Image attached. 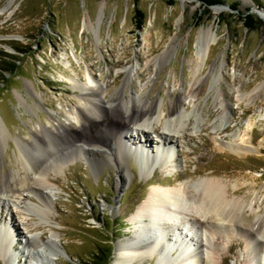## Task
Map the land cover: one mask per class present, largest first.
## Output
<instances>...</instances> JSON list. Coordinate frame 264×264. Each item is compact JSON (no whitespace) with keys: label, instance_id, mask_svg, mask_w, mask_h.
Listing matches in <instances>:
<instances>
[{"label":"rangeland","instance_id":"1","mask_svg":"<svg viewBox=\"0 0 264 264\" xmlns=\"http://www.w3.org/2000/svg\"><path fill=\"white\" fill-rule=\"evenodd\" d=\"M169 1L0 0V56L7 54L8 63L15 65L13 73L0 74V117L10 135L0 154V176L20 168L17 138L29 140L39 122L55 124L50 115L62 119V111L80 103L70 79L89 85L88 74H93L104 86L102 98L113 101L121 96L115 91H121L124 69L138 70L141 76L132 77L124 97L133 94L161 101L164 110L176 105L179 115L187 116L186 134L178 139L171 138L160 124L158 134L142 128L150 141L148 154L160 153L158 137L163 135L172 142L167 146L173 147L175 157L163 156L166 165L162 157L150 170L132 151H126L127 180L120 189L115 166L106 165L93 173L84 160L66 162L65 172L52 174L50 180V226L24 231L25 217L19 208L3 206L0 201V230L9 228L14 243L5 253L0 251V264H24V253L29 250L23 245L27 231L43 241L51 234L59 236L61 251L51 264H87L98 247H103L102 251L112 247L109 264H129L121 256L119 263H113L120 254L118 244L133 241L132 236L139 232L134 212L156 183L174 189L182 182L220 179L240 188L232 199L251 204L260 198L254 208L264 214V88L253 101L240 98L264 85V0H221L222 4L214 5L215 10L198 0H173V5ZM246 15H252L247 21L252 27L244 24ZM142 20L144 24L138 27ZM85 21L93 26L85 28ZM202 30H210L217 40L199 74V93L191 99L187 91L193 81L196 44ZM169 46V54L160 58ZM9 64L0 62V67ZM169 95L173 97L169 99ZM177 98L181 102L175 104ZM249 125L247 153L219 150L235 140L240 143ZM131 135L136 144L140 141L144 145L142 135L130 131L124 136L132 150L136 144ZM29 200L34 204H26H40L35 197ZM239 221L222 225V234L218 228L221 222L208 220V226H217L211 246H207L212 254L208 260L206 254H198L202 259L193 263L250 264L247 254L251 250L244 231L256 218L248 207ZM163 252H159L163 261L186 255L179 247L168 246ZM159 256L133 264H155Z\"/></svg>","mask_w":264,"mask_h":264},{"label":"bare ground","instance_id":"2","mask_svg":"<svg viewBox=\"0 0 264 264\" xmlns=\"http://www.w3.org/2000/svg\"><path fill=\"white\" fill-rule=\"evenodd\" d=\"M89 22L91 23V20ZM90 23L87 25L85 21L84 27L93 26ZM216 40V35H213L210 30L200 32L196 44L193 81L187 91L191 99H194L199 93L202 85L199 74L204 67L210 48ZM169 52L170 46L160 55V58L166 57ZM124 74L121 91H115L117 95L121 96L113 101H109L110 99L105 101L102 98L101 95L105 91L104 86L95 81L93 74H88L89 85L80 84L78 81L70 79L71 86L80 103L62 111L59 115L62 119L50 115V118L56 122L55 124L45 125L39 122L33 128L29 140L17 138V162L20 168L0 176V201L3 206L12 205L19 208L20 213L25 217V222H21L24 231L29 227L36 228L46 224L50 226L49 209L51 208L48 201L50 180L53 179V176L63 174L66 162L71 159L84 160L93 173L102 170L106 165L115 166L116 172L120 174L117 183V189H120L127 180V168L124 163L126 151H132L137 159H142V166L148 165L150 170L156 167L163 156L175 157L173 147L167 146L172 142H167L163 135L158 137L161 147L157 150L160 153L148 154L147 146L150 141L142 128L151 130L152 134H158L157 125L160 124L161 129L167 131L171 138L178 139L186 134L184 123L187 122V116H180L176 105L169 106L167 110H164L161 101L151 102L142 96L137 97L133 94L124 97L122 94L132 77L141 76L138 70L134 71L131 68L124 69ZM263 88L264 85L261 84L252 93L243 94L240 98L253 101L261 96ZM172 97L169 95V99ZM180 102L181 98H177L175 104ZM183 119L185 122L182 125ZM162 120H165L164 124L160 123ZM251 128V125L247 127L243 136L239 138L240 143L235 140L234 144H230L227 148L219 146V150H228L237 154L239 152L247 153V146L250 144L247 133L251 132ZM130 131H138L144 138V145L140 144V141L136 144L135 136L131 135V139L136 144L132 150L124 136ZM9 137V132L0 117V154ZM166 146L170 149L166 150ZM165 157H163L165 159L163 165L167 163ZM48 159L49 161H47ZM46 161L49 162V165L44 168L43 165ZM175 161L173 160V162ZM151 179L152 177L147 181ZM239 189L230 187L215 178L182 182L179 184V188L174 189L170 188V185L154 184L148 197L133 215L135 225L140 228L139 232L134 233L131 238L133 241L127 239V242L118 244L117 254H120L113 263H119L121 257L125 258L129 264L141 262L148 256L155 254L159 256V252L163 254V250L168 246L179 247L182 249V254L185 251L186 255H181L182 257L176 260L166 258V262L160 259L162 257L160 255L155 264H192L202 259L198 254L203 256L206 254V260H208V256L212 252L210 251L211 247L207 246H211L213 235L217 229V226L216 229L213 226H208L206 224L208 220L220 221L219 232L224 234L225 230H222V225L240 222L239 220H242L244 212L249 207V212L255 216L256 221L249 224V229L244 231L247 249L251 250L247 254L248 260L250 264H264V214H260L254 208L260 202V198H254L251 204L243 199L230 198ZM29 197L37 198L41 205L26 204V202H32ZM21 205H24L25 208ZM26 205L29 206L26 207ZM198 215L201 216L200 218L206 219V223L198 218ZM36 219L38 222H34ZM27 234L24 237L23 245L29 250L27 254L24 253V264H32V261L35 264H39V262L51 264L61 251L59 236L51 234L43 241L42 237H35L29 231ZM222 238L225 239L224 236ZM13 244V234L9 228L0 230V251L5 253V250L12 247ZM209 264L215 263L209 262Z\"/></svg>","mask_w":264,"mask_h":264},{"label":"trees","instance_id":"3","mask_svg":"<svg viewBox=\"0 0 264 264\" xmlns=\"http://www.w3.org/2000/svg\"><path fill=\"white\" fill-rule=\"evenodd\" d=\"M198 1L203 2L207 7H211L213 5L223 3V1H221V0H198ZM169 2H170V5H173V0H170ZM230 6L232 8H234V6L232 4ZM251 19H252V15H246L244 17V19H242V20L244 21V24L247 27H252L247 22V21H250ZM143 24H144V20L139 21L138 27H141ZM9 58L10 57L7 54H2L0 56V62H3L4 64H9L8 63ZM14 70H15V65H13V63H11V64H9V67H7V68L6 67H3V68L0 67V74H2L4 76L6 73H13ZM101 248H103V247H98V251L94 253V255L91 257L90 261L87 264H109L110 263L111 256H112V247L111 248L107 247L105 249V251H102Z\"/></svg>","mask_w":264,"mask_h":264},{"label":"water","instance_id":"4","mask_svg":"<svg viewBox=\"0 0 264 264\" xmlns=\"http://www.w3.org/2000/svg\"><path fill=\"white\" fill-rule=\"evenodd\" d=\"M211 8H213L215 10L217 7L213 5V6H211ZM219 8H221V7H219Z\"/></svg>","mask_w":264,"mask_h":264}]
</instances>
